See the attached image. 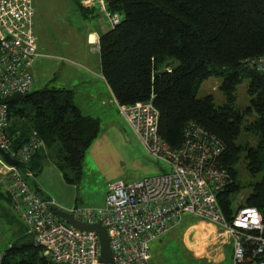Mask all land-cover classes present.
I'll return each instance as SVG.
<instances>
[{"label": "trees", "instance_id": "16d2710c", "mask_svg": "<svg viewBox=\"0 0 264 264\" xmlns=\"http://www.w3.org/2000/svg\"><path fill=\"white\" fill-rule=\"evenodd\" d=\"M104 1L108 12L122 16L98 40L101 73L115 101L132 105L151 99L159 113L158 134L173 149L181 146L189 121L217 137L219 164L232 178L217 195L222 213L228 218L235 208L231 197L241 189L244 175L237 165L242 163L248 194L237 206L256 208L264 223V82L241 71L244 60L264 56V0ZM210 76L220 78L222 104L211 94L198 96ZM243 81L248 103L240 108L237 87ZM72 96L70 90L44 87L11 97L7 132L15 148L35 132L63 179L75 185L99 123L83 116ZM248 134L253 145L242 140ZM45 158L40 150L29 165H19L28 170L26 179L29 172L40 174ZM32 188L40 195L36 184ZM0 198L10 201L3 191ZM0 264L54 263L23 233L0 251Z\"/></svg>", "mask_w": 264, "mask_h": 264}, {"label": "built area", "instance_id": "2783aa9c", "mask_svg": "<svg viewBox=\"0 0 264 264\" xmlns=\"http://www.w3.org/2000/svg\"><path fill=\"white\" fill-rule=\"evenodd\" d=\"M80 2L85 8L98 6L111 28L122 18L108 12L104 0ZM91 46L99 51L98 40ZM40 56L33 0H0V150L17 161L13 166L0 156V186L44 257L54 264H101L96 234L75 229L56 216L55 203L37 194L25 177L28 170L19 167L29 165L43 141L34 132L15 148L7 132V101L29 93L32 66ZM242 67L264 76V56L244 60ZM115 104L145 153L167 168L132 182L114 180L107 184L101 206H75L67 212L79 222L104 227L112 264H150V242L176 228L183 214L217 229L219 238L231 246V264H264V223L258 210L242 206L227 218L220 209L217 195L232 183L218 161L220 140L189 121L181 146L173 149L158 134L159 113L151 99Z\"/></svg>", "mask_w": 264, "mask_h": 264}, {"label": "rangeland", "instance_id": "374dc122", "mask_svg": "<svg viewBox=\"0 0 264 264\" xmlns=\"http://www.w3.org/2000/svg\"><path fill=\"white\" fill-rule=\"evenodd\" d=\"M33 1L35 23L41 31L40 40L49 48L43 53L45 58L35 60L34 83L29 93L44 87L65 88L72 91L73 101L81 99V88L88 89L90 84L94 83L86 70H91V67L86 63L85 56L87 55L92 65L98 61L97 52H93L92 46L86 42L88 27L91 24L98 26L102 33L110 26L98 6L94 8V17L86 24L77 17L80 12L71 2L73 0ZM82 81L85 84L81 85ZM219 83L220 78L208 77L200 84L198 96L211 94L215 97L216 104H222L224 99L218 90ZM102 96L107 103V94ZM237 96V106H246L248 98L245 81L237 87ZM108 108L112 121L108 118L97 120L99 131L84 154L82 175L77 184L67 183L55 165H52V168L45 165L35 181L33 174L29 172V184L33 186L37 182L49 188L47 193L51 197L63 204L72 203L68 205L71 209L74 204L77 207L100 206L107 184L114 180L132 182L162 173L167 167L145 153L116 107L108 105ZM242 140L250 145L255 143V138L249 134L244 135ZM237 168L244 176L240 178L241 189L231 197L232 207L235 208H239L237 204L248 194L242 163H239ZM58 175L60 180L56 179ZM259 177L260 175L257 178ZM2 191L0 186V192ZM59 208L68 210L64 209L68 208L66 206ZM198 222L200 221L183 214L176 228L150 242V264H230L231 251L226 250V240L219 238L217 229L208 223L200 222L203 224L195 227ZM199 231L200 238L196 239ZM23 233L29 235L17 207L7 199L0 198V251L6 249Z\"/></svg>", "mask_w": 264, "mask_h": 264}, {"label": "crops", "instance_id": "0c3cea01", "mask_svg": "<svg viewBox=\"0 0 264 264\" xmlns=\"http://www.w3.org/2000/svg\"><path fill=\"white\" fill-rule=\"evenodd\" d=\"M71 2L74 4V6L80 12V15L77 16L79 18V20L82 19V21L84 23L88 24L90 22L91 18H93L95 13H96L95 12L96 9H94L95 6L90 7V8H85V7H83L81 5L80 0H73ZM33 3H34V1H33ZM34 15H35V11H34ZM100 29L101 28H99L98 26H92V24L88 27V33H87V36H86L87 45H91L92 42H96V40H99V35L101 34ZM34 30H35V35H36L37 52L41 55L37 59L45 58L46 55L43 54V53H46L45 50H47L49 47L46 44L42 43V41L40 40V36L39 35H40L41 31H40L39 27L36 26L35 17H34ZM93 52H95V51H93ZM97 54H98V61L94 65H92V63L88 59L87 55L85 56L86 63L91 67L90 68L91 70H89L88 68H86V70H88V75L90 76V78H92L94 83H91L90 87L88 89L81 88L82 89L81 90V99H76V101H73V103L77 106V108L79 109L80 113L83 116H89V117L94 118L96 120H99V118H102V119L108 118V120L110 119L112 121V115H111V112L108 110L109 109L108 105L116 107V104H115L116 101L114 99V96H113L110 88L108 87L106 81L104 80V77L102 76L101 67H100L99 53L97 52ZM34 64H35V61H34L33 66H32V74H33ZM33 76H34V74H33ZM83 84H85V83L82 81L81 85H83ZM103 94H105V95L107 94V97H108V102L107 103L108 104L106 103V101H104L105 98L102 96ZM116 109H117V107H116ZM117 112H118V110H117ZM111 123H110V125H112ZM32 133H34V132H32ZM41 150H42V153H44L46 155V158L44 160V164L43 165L44 166L47 165V166L52 168V165L54 166V164H53L51 158L48 157L49 152L46 150L45 144L43 145V148ZM32 177H33V179L35 181L37 176L36 177L32 176ZM56 179L60 180V176L58 175L56 177ZM61 179H62V177H61ZM36 184H37V182H36ZM37 188L40 191V196L45 198V199L52 200L55 203V206L57 208L65 207V206L68 207V208H64V209H68V210H64L66 212H69L76 205V204H74V206L71 209H69V207H71V206H68V205L69 204L71 205L72 203L63 204L62 202H59V201L57 202L53 197L50 196L49 193H47L49 188L41 186L39 184H37ZM103 200H104V197H103ZM102 203H103V201H102ZM91 207H99V206H91ZM59 209L62 210V208H59ZM202 224L203 223L198 222V225H196L195 227H199ZM192 228H194V227H192ZM200 235H201V232L199 231L198 234H197V238L196 239H199ZM226 248H227L226 250H230L231 251V246L230 245H226ZM196 252H197V249H196ZM198 254H200V253H198ZM204 254H205V251H204ZM223 255L221 256V259H223ZM230 260H231V257L229 259V263L231 264Z\"/></svg>", "mask_w": 264, "mask_h": 264}, {"label": "water", "instance_id": "95a60500", "mask_svg": "<svg viewBox=\"0 0 264 264\" xmlns=\"http://www.w3.org/2000/svg\"><path fill=\"white\" fill-rule=\"evenodd\" d=\"M173 65H174V61L173 60L169 61L165 63L164 69H169ZM241 71L247 73L254 79L259 80L260 82H264V76L261 75L259 72H257L255 69L242 67ZM0 156L8 164L17 166V161L11 159L6 152L0 150ZM53 210L56 216H58L63 222L72 226L73 228L78 229L80 231L95 233L99 242V262L101 264H112V256L108 245L109 240H108L107 232L101 224L99 223L84 224L82 222L75 220L70 214L62 210H59L57 208Z\"/></svg>", "mask_w": 264, "mask_h": 264}, {"label": "bare ground", "instance_id": "6f19581e", "mask_svg": "<svg viewBox=\"0 0 264 264\" xmlns=\"http://www.w3.org/2000/svg\"><path fill=\"white\" fill-rule=\"evenodd\" d=\"M57 209H59V208H57ZM236 209V208H235ZM59 210H61V209H59ZM63 211V210H62ZM64 212H66V211H64ZM67 213V212H66ZM109 245V244H108Z\"/></svg>", "mask_w": 264, "mask_h": 264}]
</instances>
